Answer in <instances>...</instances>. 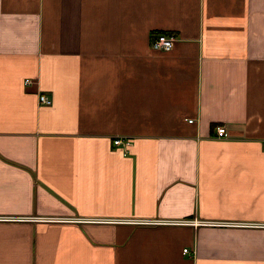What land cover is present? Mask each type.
I'll list each match as a JSON object with an SVG mask.
<instances>
[{"label":"crops","instance_id":"obj_1","mask_svg":"<svg viewBox=\"0 0 264 264\" xmlns=\"http://www.w3.org/2000/svg\"><path fill=\"white\" fill-rule=\"evenodd\" d=\"M0 264H264V0H0Z\"/></svg>","mask_w":264,"mask_h":264},{"label":"built area","instance_id":"obj_2","mask_svg":"<svg viewBox=\"0 0 264 264\" xmlns=\"http://www.w3.org/2000/svg\"><path fill=\"white\" fill-rule=\"evenodd\" d=\"M174 35L172 33H157L156 35H154V37L151 39L150 41V47L154 48V49H169L172 47L173 42H174ZM31 83V79L29 77H25L24 78V84L28 85ZM37 101L39 104H50L51 103V97L49 95H47L46 93H38L37 94ZM189 120H191L189 118ZM215 131H216V135L220 136L224 133L225 131V126L224 125H216L215 127ZM113 143L115 144H123L124 146L130 145L131 140L127 137H125L124 139L120 138V137H115L113 138ZM35 218H57V217H35ZM147 222H157L158 219H149V220H145ZM169 222H177V223H198L199 221H195V220H187V219H175V220H171ZM204 222V221H201ZM183 250L185 251L186 248H183Z\"/></svg>","mask_w":264,"mask_h":264}]
</instances>
